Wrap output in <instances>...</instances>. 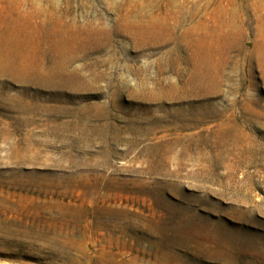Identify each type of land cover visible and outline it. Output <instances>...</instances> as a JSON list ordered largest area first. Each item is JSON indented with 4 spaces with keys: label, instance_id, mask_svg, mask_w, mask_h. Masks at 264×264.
<instances>
[{
    "label": "rangeland",
    "instance_id": "rangeland-1",
    "mask_svg": "<svg viewBox=\"0 0 264 264\" xmlns=\"http://www.w3.org/2000/svg\"><path fill=\"white\" fill-rule=\"evenodd\" d=\"M170 1L0 0V264H264V0ZM158 7L176 34L214 10L234 27L140 46L118 28ZM40 11L106 24L80 76L17 25Z\"/></svg>",
    "mask_w": 264,
    "mask_h": 264
},
{
    "label": "bare ground",
    "instance_id": "bare-ground-1",
    "mask_svg": "<svg viewBox=\"0 0 264 264\" xmlns=\"http://www.w3.org/2000/svg\"><path fill=\"white\" fill-rule=\"evenodd\" d=\"M168 3L170 4L171 1L168 0ZM125 10L120 9L118 12V28L132 38L139 46L141 42L145 44V41L150 38L160 41L158 37L160 34L170 35V38L173 40L176 39L180 42L189 43V37L193 35L192 33H196L195 35L198 34V37L195 38L196 43L206 45L208 40L212 41L216 38L219 34V27L223 24L226 25L225 27H234L230 21L226 22L222 20L220 22V10H214L211 22L198 21L191 31L186 30L176 34L178 30L184 27L183 25L187 21V18L184 15L182 16L181 10L179 12H170L167 9L162 10L158 7L157 10L155 9L143 17L135 16L132 11ZM67 18V16L58 14H52L50 16L48 12L40 11L35 15H28L27 17L21 16L16 22H19L17 25L22 28L32 25L36 30L43 32L55 41L58 48L56 56L58 61L50 69V73L57 71L60 75L77 77L81 75L80 69L73 68L75 59L80 55L77 51L85 49L86 47L83 46L86 43H92L98 48L103 49V47L108 45V39L106 40V37L109 29L98 18L95 20H87L83 24H78L75 20L67 21ZM13 28L14 25L7 24V19L0 22V60H7L8 43L16 39L15 34L12 37L6 34L11 33ZM200 32L202 34H199ZM16 33V36H18L20 32L18 31ZM94 77L95 79L100 78L98 75H94Z\"/></svg>",
    "mask_w": 264,
    "mask_h": 264
}]
</instances>
